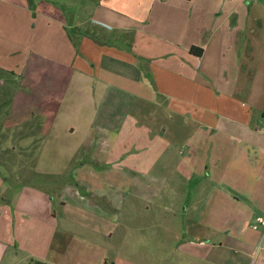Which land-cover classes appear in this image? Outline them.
<instances>
[{
	"label": "crops",
	"instance_id": "obj_1",
	"mask_svg": "<svg viewBox=\"0 0 264 264\" xmlns=\"http://www.w3.org/2000/svg\"><path fill=\"white\" fill-rule=\"evenodd\" d=\"M89 1L68 22L56 1L0 0L10 114L51 83L62 152L40 173L68 179L55 198L0 171V264H69L71 226L105 264L103 240L129 233L132 264H264V0ZM26 113L7 124L42 116Z\"/></svg>",
	"mask_w": 264,
	"mask_h": 264
},
{
	"label": "rangeland",
	"instance_id": "obj_2",
	"mask_svg": "<svg viewBox=\"0 0 264 264\" xmlns=\"http://www.w3.org/2000/svg\"><path fill=\"white\" fill-rule=\"evenodd\" d=\"M55 1L61 6V13L68 22L78 20L79 17H85L90 9H93L92 2L89 0H51ZM59 6V7H60ZM55 11V10H54ZM43 85H34L29 90H24L18 94L15 101V108H18L14 115L11 116L10 103L12 95L18 88V84L8 73L0 70V171H4L6 176L16 186L20 184L33 183L40 184L46 190H49L51 194L55 195L56 189L62 188L63 184L68 182L67 178H55V185L48 180L49 176L42 175L40 172L46 170H55V153H61V149L58 151L55 149V133H50L49 127L55 122V114L40 113V106L43 103L44 96H48V91L45 90L46 86L51 83H43ZM49 90V88H46ZM24 95V96H23ZM39 108V109H38ZM29 112H39L42 116L36 115V120L32 119L30 122H26L19 126H9V122H13L15 118L21 120L25 114ZM39 124H45L46 128L39 133ZM31 136L30 140L21 141L23 138ZM56 151V152H55ZM59 155V154H58ZM22 186V185H21ZM55 186V189H54ZM55 208L59 210V204L55 201ZM153 212V211H152ZM151 212V213H152ZM160 211H156V217H160ZM62 221V220H61ZM60 229L64 227L61 223ZM65 224V223H64ZM66 225V224H65ZM67 226V225H66ZM70 230L75 236L82 237L75 243L78 250L74 251V256L68 259L69 264H105V262L97 257V252L88 250L84 246L92 245L88 238L89 232L84 231L79 226H71ZM92 235V234H91ZM123 242H116V234H114V240H103L105 246L111 248L108 255L107 264H132L134 259L132 257V243L137 245V242H132L131 234L124 235ZM118 238V236H117ZM90 240V241H89ZM99 242V241H98ZM99 243L102 244V241ZM173 244V241L172 243ZM157 245L155 241L138 242V247L141 252L153 251L148 247H154ZM93 246V245H92ZM118 246V253L114 251V247ZM145 247V248H144ZM98 250V248H97ZM154 252V251H153ZM118 254L119 256H116ZM141 259H138L141 262ZM153 264H158L156 257L151 258ZM170 261L174 262L176 255L169 256ZM143 260V259H142ZM147 258L143 261L146 264ZM142 264V263H141Z\"/></svg>",
	"mask_w": 264,
	"mask_h": 264
},
{
	"label": "trees",
	"instance_id": "obj_3",
	"mask_svg": "<svg viewBox=\"0 0 264 264\" xmlns=\"http://www.w3.org/2000/svg\"><path fill=\"white\" fill-rule=\"evenodd\" d=\"M29 1H30V2H32V0H29ZM191 51H193L194 53H196V52L194 51V47H192V48H191ZM201 52H202V51H201V49H200V52H198L197 54H199V55H200V54H201ZM0 70H1V69H0ZM39 127H40V125H39ZM39 130H40V129H39ZM39 132H40V131H39Z\"/></svg>",
	"mask_w": 264,
	"mask_h": 264
}]
</instances>
